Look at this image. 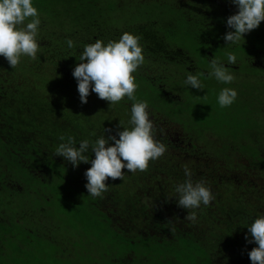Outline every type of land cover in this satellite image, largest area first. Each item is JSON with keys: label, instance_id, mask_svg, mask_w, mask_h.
Segmentation results:
<instances>
[{"label": "trees", "instance_id": "obj_1", "mask_svg": "<svg viewBox=\"0 0 264 264\" xmlns=\"http://www.w3.org/2000/svg\"><path fill=\"white\" fill-rule=\"evenodd\" d=\"M33 5L41 20L37 59L22 57L13 69L0 56V264H252L249 253L258 245L248 242L249 226L264 215V21L238 44L227 45L224 36L234 31L227 19L239 11L231 0ZM125 32L140 37L144 62L134 74L135 96L148 102L155 138L167 150L146 171L125 169L124 184L108 180V191L92 197L85 173L95 153L73 166L55 149L64 142L61 135L79 146L101 136L119 138L120 121L131 127L133 101L125 97L110 105L90 91L83 104L73 76L87 44L118 41ZM182 38L191 45L185 47ZM69 39L75 47H68ZM214 46L243 58L252 76L223 108L218 95L233 82L209 78V64L220 51L213 52ZM197 73H204V89L184 83ZM173 125L176 136L169 133ZM186 162H194L193 181L204 180L215 197L195 209V223L184 219L189 210L178 206L176 196L168 205L167 199L156 203L139 196L156 179L154 170L166 173L157 187L186 180Z\"/></svg>", "mask_w": 264, "mask_h": 264}, {"label": "clouds", "instance_id": "obj_2", "mask_svg": "<svg viewBox=\"0 0 264 264\" xmlns=\"http://www.w3.org/2000/svg\"><path fill=\"white\" fill-rule=\"evenodd\" d=\"M238 6L237 14L227 19L229 31L224 36L227 45L238 44L244 39L245 33L256 29L264 21V0H231ZM41 24L39 11L33 5V0H0V56L5 57L14 69L22 57L37 59L40 51L38 42L39 26ZM140 37L125 32L118 41L97 39L94 43L87 44L78 60L80 63L74 68L73 76L78 81V92L81 103L88 102L90 91L95 92L100 99L107 100L110 105L119 103L127 97L133 101L131 108V127H124L116 135L101 136L95 142L83 140L77 146L75 138L61 135L64 141L55 149L56 156H62L73 166L81 162H89V151L95 153L91 160V167L86 171V188L88 195L101 197L108 191V179L124 178V170L129 172L146 171L151 161L159 159L167 150V146L155 138V127L150 119L148 102L137 100L135 92L138 88L136 76L138 68L144 62L143 46ZM69 48L75 47L74 42L67 40ZM227 61L234 65L237 56L227 54ZM209 78L214 77L224 84H231L235 77L218 59H212L209 64ZM204 73L189 74L184 81L192 88L204 89L201 78ZM94 85V86H93ZM234 88L225 87L218 95L220 107L230 106L237 98ZM105 129V132H110ZM109 141L114 143L109 144ZM187 179L176 186L178 206L188 209L185 220L195 223L201 204L208 206L215 198L210 187L204 180L193 181L191 170L185 166ZM171 231H175L172 227ZM251 239L258 245L249 253L252 264H264V215L259 216L249 226ZM248 239V237H246Z\"/></svg>", "mask_w": 264, "mask_h": 264}, {"label": "rangeland", "instance_id": "obj_3", "mask_svg": "<svg viewBox=\"0 0 264 264\" xmlns=\"http://www.w3.org/2000/svg\"><path fill=\"white\" fill-rule=\"evenodd\" d=\"M221 34V32L219 33V35ZM181 42H184L183 44H184V46L185 47H188V46H190L191 45V43H189V41L188 42H186L183 38H182V40H181ZM211 48V50H212V47H210ZM227 47H220V49L219 48H217V47H213V52L214 51H219L218 53H215L213 56H214V58L215 59H218L222 64L223 63H227V64H229L228 63V61H227V54L228 53H233V54H235L236 56H237V63L236 64H234V65H238V67L237 68H235V70H232L231 68H229L228 67V70H229V72L230 73H232L233 75H234V77H235V79H234V81H233V88L235 89V88H240L241 87V84H242V82L244 83V81H245V78H247V79H252V76L250 75V72L248 71V69L250 68L248 65H247V63H246V61L243 59V58H241L239 55H237L234 51H232V50H228V49H226ZM238 60H240V61H238ZM229 65H231V64H229ZM206 69V66H203L202 67V70H205ZM208 71H211L210 69H207ZM241 74V75H240ZM44 77L45 76H42V78L44 79ZM40 82H42V81H40ZM43 83H48V84H46L44 87H46V88H50V83H49V81L48 80H46V81H43ZM39 85H41V83H38ZM223 86L222 87H224V84H222ZM235 85V86H234ZM40 91V88H39V90H38V92ZM40 94V93H39ZM237 107V106H236ZM226 120V119H225ZM220 126H221V121H219L218 120V122H217V129H220ZM164 128V127H163ZM176 129V127H175V125H173L172 126V128H170L169 129V133L171 134V135H174V133H175V130ZM165 133H167V131L165 130L164 131ZM174 136H176V135H174ZM208 142V145H210V141H207ZM175 153H176V155H179L180 154V149L178 148V150H175ZM164 155V154H163ZM162 155V156H163ZM168 155V152H167V154H166V156ZM203 160H204V158H203ZM202 160V161H203ZM195 162V164H197V162H198V159L196 158V160L194 161ZM193 162V163H194ZM203 162H205V161H203ZM161 162H159L158 164H160ZM192 163V164H193ZM201 163V162H200ZM192 164H190V163H188V162H186V164L183 166V169H185V166H187L188 168L190 167L191 168V166H192ZM182 167V166H181ZM192 168H193V166H192ZM183 172H185V171H183ZM154 175H155V177H156V179H154V182H153V184L152 185H150L149 187L147 186V187H145L144 188V190H146V189H148L146 192H141V194L139 195L140 197H145L146 199H148L150 202H156V203H158V202H162L164 199H167V204L166 205H168V204H170L171 203V196H176V197H178V194L176 193V191H175V189H176V186L178 185V184H180V183H183L184 182V180L185 179H182V178H180V179H178V180H176V181H173V182H169V183H166V185H164L163 186V184H162V186H159V187H157L158 185H159V183L161 182V181H159V180H162V178L164 177V175H166V173L161 169V170H154ZM125 175L127 176V174L124 172V177H125ZM172 176H170V178H171ZM123 179H125V178H123ZM158 179V180H157ZM109 181H112V182H115V183H117V180H120V181H118L120 184L122 183V184H124V180H121V179H117V180H112L111 178H109L108 179ZM153 181V180H152ZM151 181V182H152ZM128 184H129V182H128ZM119 187H121V185L119 186ZM129 187V186H128ZM157 187V188H156ZM161 192H164L163 194H164V196H162L161 195ZM132 199L135 201V200H137L136 198H134V197H132ZM131 204V203H130ZM110 205V204H109ZM147 205H151V204H147ZM174 215L177 217L178 216V214H177V212L176 213H174ZM63 225V227L69 232V233H71V234H75V232L73 231L74 229L67 223V222H65V224L64 223H62ZM141 226V225H140ZM139 228H141V227H139ZM54 235H56V231H55V233H54ZM135 236H136V234H135ZM134 236V237H135ZM78 238V237H77ZM81 240H79V242H80ZM64 247V246H63ZM58 259H60V260H64V258H63V256L62 257H59Z\"/></svg>", "mask_w": 264, "mask_h": 264}]
</instances>
